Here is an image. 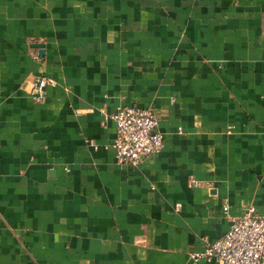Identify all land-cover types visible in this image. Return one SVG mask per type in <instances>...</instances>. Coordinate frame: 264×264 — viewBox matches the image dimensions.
Returning a JSON list of instances; mask_svg holds the SVG:
<instances>
[{
    "label": "crops",
    "instance_id": "obj_1",
    "mask_svg": "<svg viewBox=\"0 0 264 264\" xmlns=\"http://www.w3.org/2000/svg\"><path fill=\"white\" fill-rule=\"evenodd\" d=\"M119 106L158 116L139 166L116 158ZM250 206L264 0H0V264H219L192 255Z\"/></svg>",
    "mask_w": 264,
    "mask_h": 264
},
{
    "label": "built area",
    "instance_id": "obj_2",
    "mask_svg": "<svg viewBox=\"0 0 264 264\" xmlns=\"http://www.w3.org/2000/svg\"><path fill=\"white\" fill-rule=\"evenodd\" d=\"M57 85L52 77L36 76L32 84L33 100L45 102L47 90ZM109 119L116 126L112 146L120 163L139 166L163 150L164 134L158 130V116L151 108L119 106ZM225 211H228L227 205ZM192 258L219 264H264V214L250 206L242 217L233 220L222 238L209 242L203 253L193 254Z\"/></svg>",
    "mask_w": 264,
    "mask_h": 264
}]
</instances>
